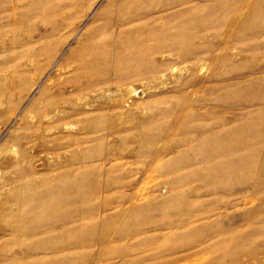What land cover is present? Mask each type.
Returning a JSON list of instances; mask_svg holds the SVG:
<instances>
[{
    "label": "rangeland",
    "instance_id": "rangeland-1",
    "mask_svg": "<svg viewBox=\"0 0 264 264\" xmlns=\"http://www.w3.org/2000/svg\"><path fill=\"white\" fill-rule=\"evenodd\" d=\"M202 254L264 262V0H0V264Z\"/></svg>",
    "mask_w": 264,
    "mask_h": 264
},
{
    "label": "bare ground",
    "instance_id": "bare-ground-1",
    "mask_svg": "<svg viewBox=\"0 0 264 264\" xmlns=\"http://www.w3.org/2000/svg\"><path fill=\"white\" fill-rule=\"evenodd\" d=\"M241 253L243 252L241 251ZM234 263L235 264H264L263 261H259V262L255 261L254 257L252 259H245L244 256L237 258V259L235 258ZM191 264H207V255L206 254H202L201 256L193 255V257L191 258Z\"/></svg>",
    "mask_w": 264,
    "mask_h": 264
}]
</instances>
